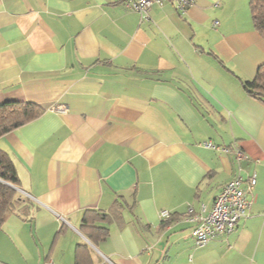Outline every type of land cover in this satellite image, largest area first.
I'll use <instances>...</instances> for the list:
<instances>
[{
	"label": "crops",
	"instance_id": "crops-1",
	"mask_svg": "<svg viewBox=\"0 0 264 264\" xmlns=\"http://www.w3.org/2000/svg\"><path fill=\"white\" fill-rule=\"evenodd\" d=\"M263 64L250 0H0V104L43 108L0 137L21 197L0 264H264ZM235 178L246 218L197 244Z\"/></svg>",
	"mask_w": 264,
	"mask_h": 264
},
{
	"label": "trees",
	"instance_id": "trees-1",
	"mask_svg": "<svg viewBox=\"0 0 264 264\" xmlns=\"http://www.w3.org/2000/svg\"><path fill=\"white\" fill-rule=\"evenodd\" d=\"M250 10L254 28L264 38V0H250ZM244 88L249 95L264 102V64L258 68L252 81L244 83ZM42 112L43 108L31 103L0 104V137L37 118ZM17 186L18 178L13 163L0 151V227L21 204V197L15 189ZM99 231L104 238L107 230L101 227Z\"/></svg>",
	"mask_w": 264,
	"mask_h": 264
},
{
	"label": "built area",
	"instance_id": "built-area-1",
	"mask_svg": "<svg viewBox=\"0 0 264 264\" xmlns=\"http://www.w3.org/2000/svg\"><path fill=\"white\" fill-rule=\"evenodd\" d=\"M160 0H123L125 6L140 14L142 19H148V11L154 3ZM179 11H186L192 5L194 0H174ZM60 113L66 110L60 108ZM205 146L214 148L212 143H204ZM237 159L244 158L242 152H236ZM253 179L246 182L243 187L241 178H235L223 185L219 195L215 198L211 212L206 217L197 216L195 220L199 221L193 229V236L197 244L201 245L207 241L221 235H228L235 226L247 216L249 201L247 192L252 189ZM164 219L169 217L166 211L160 213ZM42 264H52L51 261H45Z\"/></svg>",
	"mask_w": 264,
	"mask_h": 264
}]
</instances>
